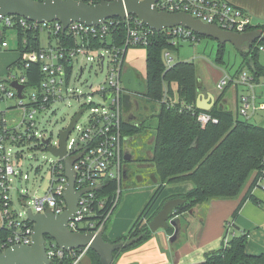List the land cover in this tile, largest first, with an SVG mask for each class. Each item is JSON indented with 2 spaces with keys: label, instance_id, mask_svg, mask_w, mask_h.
I'll list each match as a JSON object with an SVG mask.
<instances>
[{
  "label": "built area",
  "instance_id": "obj_1",
  "mask_svg": "<svg viewBox=\"0 0 264 264\" xmlns=\"http://www.w3.org/2000/svg\"><path fill=\"white\" fill-rule=\"evenodd\" d=\"M155 7L158 11L170 14H189L204 24L234 34L247 33L250 28L255 27L244 10L226 0H157ZM2 27L11 31L19 28L32 35L37 34L39 39L45 37L47 44L42 46L40 43L38 51L25 53L21 59L24 68H28L31 63L39 65L41 77L37 83L31 87L26 86L25 77L14 71L8 73L7 81H0V99H15L14 109L19 110L16 117L10 119L0 113V252L13 245L31 244L33 223L28 220V211L32 214L48 212L55 216L65 211L64 190L68 181L65 161L72 162L74 190L81 192L73 215L67 221V230L72 233L102 235L119 202V187L125 171L123 148L129 137L122 131V124L125 122L122 114L123 96L127 91L122 86L120 71L126 51L130 48L145 49L157 33L169 37L170 44L176 47L178 40L198 42L199 35L182 26L156 32L132 15H125L123 19L109 18L95 26L72 22L65 28L59 21L38 24L20 17L6 16L1 20L0 31ZM0 46L8 47L6 41L0 43ZM170 53L165 50L161 55L166 69L175 63ZM81 60L92 62L100 73L104 72L106 66L104 81L92 90L87 104L81 106L73 116L74 118L82 110L65 140V154L61 158L53 155L55 162L51 167L52 176L45 193L32 200V207L26 205L20 212L14 207L10 196L14 181L28 180L27 175L22 176L17 170L22 158L19 148L27 146L49 151L50 148L60 147L59 136L57 141H52L37 130L38 119L53 105L75 97L70 84L72 79L79 81L82 76V66L75 73V67ZM12 82L22 86L21 98L18 97L17 90L10 86ZM258 83L264 86V79L255 82L247 71H241L236 76L224 72L218 78L215 88L223 91L227 86L244 87L248 94L240 97L237 115L248 120L255 107V87ZM25 88H32V92L25 95ZM76 99L79 97L76 96ZM87 109L89 116L81 122ZM195 119L201 127L218 122L204 111L197 113ZM107 180L117 184L112 197L99 195L100 192L104 194ZM251 184V193L254 190L264 191V155L261 168L253 172ZM18 202L25 206V197L21 191ZM230 228L228 223L229 233ZM227 240L228 233L222 238V244L226 245ZM87 250L86 247L64 251L54 240L45 238V254L50 264H60L64 258H70L71 264H76Z\"/></svg>",
  "mask_w": 264,
  "mask_h": 264
},
{
  "label": "trees",
  "instance_id": "obj_2",
  "mask_svg": "<svg viewBox=\"0 0 264 264\" xmlns=\"http://www.w3.org/2000/svg\"><path fill=\"white\" fill-rule=\"evenodd\" d=\"M99 1L84 0L89 5L97 4ZM6 31V28H1L0 43L5 42ZM13 32L16 37L15 50L19 53V57L9 65L5 78L0 81H7V75L10 72H20L26 79V86L31 87L40 80L39 65L31 63L28 68H24L21 59L25 53L40 49V39L37 34L32 35L19 28H13ZM248 32L264 34V25L252 27ZM199 38L206 37L199 36ZM169 40L170 38L163 33H157L152 43L145 48L143 97L158 105V109L154 114L156 126L150 142V154L145 160H138V162L152 163L157 186L124 234L110 239L105 234L112 217L106 225L102 233L104 241L123 244L121 249L113 253V260L120 253L137 248L151 238L153 233L149 231L148 223L167 200L185 199V203L175 209V213L171 216L174 218L187 214L196 206L213 199H234L249 175L261 168L264 155V126L239 120L231 111L218 108L217 105L209 110L199 109L196 100L200 83L195 64L178 61L168 69L163 65L162 52L178 50V47L172 46ZM224 47L225 45L217 43L215 58L217 63H223ZM261 47H264V41L257 40L248 44L245 49H237L242 60L237 72L248 71L255 82H259L264 77V67L258 60ZM227 88L229 86L223 89L221 95ZM201 111L216 118L217 124L209 123L201 127L195 119V115ZM122 125L123 134L127 136L145 132L144 123H140L138 127L126 122ZM183 183H189L191 188L183 194L163 199L155 210L151 211L167 185ZM116 188L115 181L107 180L104 194L100 192L99 195L112 197ZM251 189L250 181L231 215L232 220L229 224L233 229L238 228L235 221L246 201L260 205L258 199L252 195ZM120 202L121 193L117 207ZM166 231L171 236L174 229L169 227ZM246 245L247 233L236 235L233 231L226 245L221 242L219 249L206 253L204 260L197 264H264V253L248 254ZM86 255L90 258L91 264H100L99 257L93 250L88 248ZM59 263L71 264L72 259L64 258Z\"/></svg>",
  "mask_w": 264,
  "mask_h": 264
},
{
  "label": "water",
  "instance_id": "obj_3",
  "mask_svg": "<svg viewBox=\"0 0 264 264\" xmlns=\"http://www.w3.org/2000/svg\"><path fill=\"white\" fill-rule=\"evenodd\" d=\"M156 2L157 0H100L97 4L89 5L76 0H0V23L6 16H16L38 24L59 21L65 28L72 22L95 26L109 18L123 19L125 15H132L156 32L182 26L220 45L230 43L236 49L257 40L264 41V35L259 32L243 34L224 32L215 26L194 19L189 14L158 11L155 7ZM120 80L127 91V94L123 96V109H129L131 94H143L145 91L144 76L138 74L133 68L123 67L120 71ZM10 86L17 90V95L21 98L22 86L15 82H12ZM81 113L82 110L70 121L65 130L59 131L60 147L50 148L52 155L61 158L65 154V140ZM44 143L47 144V141ZM124 161L129 162L131 159L125 156ZM71 166V161H65V174L68 180L64 190L65 211L58 216L48 212L32 214L28 211V220L33 223L31 244L29 246L13 245L0 252V264H50L45 254L46 237L54 240L56 245L64 251L87 247L98 255L100 264H112L113 253L121 249L123 244L105 242L101 234L72 233L67 230V221L72 217L78 196L81 194L74 190V173ZM184 203L185 199L182 198L167 200L148 223L149 231L155 233L172 227L174 231L169 241H175L179 235L178 220L177 217L171 218V216L175 213V209Z\"/></svg>",
  "mask_w": 264,
  "mask_h": 264
},
{
  "label": "rangeland",
  "instance_id": "obj_4",
  "mask_svg": "<svg viewBox=\"0 0 264 264\" xmlns=\"http://www.w3.org/2000/svg\"><path fill=\"white\" fill-rule=\"evenodd\" d=\"M5 41L7 42L8 47L3 48L0 46V60L2 58H5L10 62L11 60L14 61L19 56L15 50V33L11 30H7L5 32ZM40 43L42 46H45L47 44L45 37H41ZM242 49H245V46H243ZM216 50V41L208 38H200L198 42L193 43L189 41L178 40V50L174 52L170 51V54L174 62H193L196 66V74L200 86L206 87L207 89L215 92L217 91L215 88V84L218 80V73L225 72L233 75L240 67L242 61L238 51L230 43L225 44L223 52V63H217L215 61ZM145 56L146 50L144 48H130L126 51L123 67L133 68L137 71L138 74L145 76ZM258 60L260 64L264 66V50L260 49ZM92 64V62H88L86 60L79 61V65L75 67V73L78 71L79 66H82V76L79 81L72 79L70 84V88L75 93V97H70L64 100L62 103L53 105L50 109H48L46 112H44L43 115L39 117L37 130L42 133L45 138H50L52 141H57L59 131L65 129L69 125L75 113L80 109V107L84 104H87L89 94H91L92 90H94L99 84L103 83L106 75V66L104 67V72L100 73L98 68L94 66V64L91 68ZM6 68H3L5 73ZM5 76L6 74L0 75V80L4 79ZM262 78L264 79V77ZM241 87L242 86H238V91H240ZM233 88L234 87L230 86L225 91V97L230 101L234 99ZM30 92H32V88H25V95ZM76 96H78L79 99H76ZM134 100L136 101V98L134 99V96L131 95L130 102L132 105L129 109L123 110L122 117L125 122H129L127 120V117L129 115H132L133 120L131 122L136 121L138 123H144L145 132L137 136L133 141L126 142L124 145L126 151L133 150L134 154L137 157V160L135 162H137L138 160H145L148 157V154H150V142L154 134V128L156 126V119L154 117V114L155 111L158 109V105L151 103L147 101L144 97H142V99L138 98L141 105V109L137 110L134 106ZM14 108H16L15 99H0V113H4V116H6L7 119L16 117V115L19 113V110ZM257 113L258 115H263L264 117V110L259 111ZM88 116L89 110L87 109L81 119V122H84ZM239 118L240 120H245V118L241 116H239ZM260 122L261 120H256L252 121L251 123L258 125L260 124ZM19 151L22 154V158L20 159L17 170L20 171L22 176L27 175L28 180L20 179L14 181L12 183L14 189L10 191V196L14 207L20 212H22L26 205L32 207L33 199L41 197L45 193L51 180V167L55 162V157L47 150H35L27 146L20 147ZM135 164L136 163L134 162H125L123 164L124 170H127L128 175L126 177H122L121 179L119 187L121 193V202L118 208L116 209L114 215L112 216L113 219L115 214L121 207L125 197L135 193H145L147 196L145 201L146 203L155 189V182L153 181L154 167L152 163L148 161H142L141 164H144V167L138 174H134L132 172V169H134ZM129 173L131 174L129 175ZM252 176L253 173L249 175L246 183L243 185L236 198H239L240 195L244 194L248 183H250L252 179ZM20 191L25 197V206L21 205L18 202V194ZM206 207L207 206L204 207L198 219L203 218L204 214L206 213ZM185 218L187 221H191L190 219H187V216H185ZM113 219L111 222H113ZM231 220V215H229L228 219H226L224 222L223 237L226 236L227 233L228 238L231 237L233 231L237 233V235H239L237 229H233V227L230 228L229 233L227 229V224L231 222ZM111 222L105 234L106 236L108 235ZM195 223L190 225L191 229L194 228ZM187 229H189V227ZM186 234L187 230L186 232L182 231L181 233H179V235H177L176 243H171L169 241V249L170 247H173V249L175 250L179 248L182 244H185ZM166 251L167 250H165V252Z\"/></svg>",
  "mask_w": 264,
  "mask_h": 264
},
{
  "label": "crops",
  "instance_id": "obj_5",
  "mask_svg": "<svg viewBox=\"0 0 264 264\" xmlns=\"http://www.w3.org/2000/svg\"><path fill=\"white\" fill-rule=\"evenodd\" d=\"M226 1L244 10L249 15L254 26L264 25V0ZM244 46L245 48L247 47V45ZM17 59L14 61L11 60L10 62L9 60L2 58L0 60V75H5L7 73V68L9 67L8 65H11ZM4 67L6 68V73L3 70ZM223 73H218L217 78H219ZM237 74L238 72L236 71L233 75H229L236 76ZM262 80L263 78H261L260 81ZM238 86L239 85H236V87L233 88L234 99L232 101L225 97V92L221 95L222 91L213 92L206 87L200 86L197 93L196 105L199 109L203 108L201 110H209L217 105L218 108L231 111L240 120L237 115V109L240 103L239 99L242 95H246L248 93L244 87H241L240 91H238ZM173 88L175 89L174 85ZM255 96V107L250 113V118L247 121L251 123L252 121L261 120L260 124H258V126H261L264 125V117L263 115H258L257 113L264 110V86H262L261 83H258L255 87ZM127 120L129 122L126 123L130 125H132V123L134 125L138 124L136 121L131 122L133 120L132 115H129ZM131 141H133V138L130 136L128 142ZM125 174L126 173L124 171L123 177H125ZM153 181L155 182L154 187H156V179L153 178ZM190 188L191 185L189 183L167 185L151 211L155 210L163 199L169 198L173 195L183 194ZM139 194L135 193L125 197L121 207L115 214L114 219L112 218L113 222H111L110 229L108 231V238L113 239L121 234H124L129 229L137 213H139V210L143 207V204L146 201V194ZM243 195L244 194L240 195L239 198L236 199H213L208 203L196 206L187 214L178 216L177 220L179 233L182 231L186 232L187 230L185 244H182L179 248L174 250L173 247H170L169 249V239L171 236H169V233L166 230H158L152 234L151 238L148 239L149 241L147 240L137 248L120 253L117 258L113 260V263L197 264L202 262L206 253L215 251L221 246L224 222L228 219L229 215H232ZM252 195L258 199L260 205L258 206L250 201H246L239 211L235 225H238L237 231L239 234L247 233V253L257 255L264 253V191L254 190L252 191ZM205 206H207L206 213L202 219H198ZM185 216H187V219H190L191 221H187ZM194 223V228L191 229L190 225ZM188 227L189 229H187ZM234 234L237 235L235 232ZM176 241L177 239L173 242L176 243ZM165 250L167 251L165 252ZM76 264H91V260L87 257V255H84Z\"/></svg>",
  "mask_w": 264,
  "mask_h": 264
},
{
  "label": "flooded vegetation",
  "instance_id": "obj_6",
  "mask_svg": "<svg viewBox=\"0 0 264 264\" xmlns=\"http://www.w3.org/2000/svg\"><path fill=\"white\" fill-rule=\"evenodd\" d=\"M132 96H134V99L136 98V101L134 100V106L136 107V109L137 110H140L141 109V105H140V102H139V100H138V98H141L142 99V97H143V94L142 93H132L131 94ZM132 105V104H131ZM131 107V106H130ZM136 123H138V122H136ZM138 124H140V123H138ZM132 125H134L133 123H132ZM136 127H138V126H136ZM142 133H138V134H134L133 136L131 135V138H133V140L137 137V136H139V135H141ZM130 137V136H129ZM129 141V139L126 141V142H128ZM125 142V143H126ZM125 143H124V145H125ZM129 157L130 159H131V161H129V162H127V163H132V162H134V163H136L135 164V167H134V169H132V172L134 173V174H138L141 170H142V168L144 167V164H141V162H135L136 160H137V157H136V155L134 154V152H133V150H131V151H126L125 150V148H123V159H124V157ZM124 163H125V161H124ZM125 177L128 175L127 174V170H125ZM131 173H129V175H130Z\"/></svg>",
  "mask_w": 264,
  "mask_h": 264
}]
</instances>
